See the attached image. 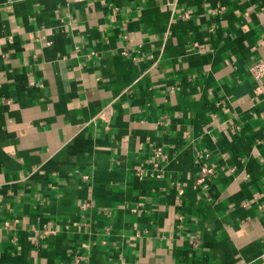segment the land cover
<instances>
[{
	"label": "crops",
	"instance_id": "obj_1",
	"mask_svg": "<svg viewBox=\"0 0 264 264\" xmlns=\"http://www.w3.org/2000/svg\"><path fill=\"white\" fill-rule=\"evenodd\" d=\"M261 57L264 0H0V264H264Z\"/></svg>",
	"mask_w": 264,
	"mask_h": 264
},
{
	"label": "built area",
	"instance_id": "obj_2",
	"mask_svg": "<svg viewBox=\"0 0 264 264\" xmlns=\"http://www.w3.org/2000/svg\"><path fill=\"white\" fill-rule=\"evenodd\" d=\"M71 2H81L83 0H69ZM248 74L254 81H258L261 78L264 77V57L259 58L256 62H254L249 68H248ZM211 172V169H206L204 167L200 168V175L198 177V183L202 182L204 180L203 175L208 174ZM17 220L14 219L12 221H6L4 223L5 228H14L17 224Z\"/></svg>",
	"mask_w": 264,
	"mask_h": 264
}]
</instances>
